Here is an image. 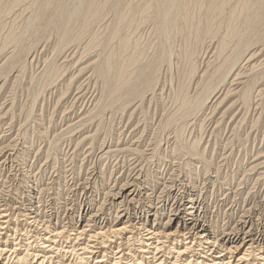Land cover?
<instances>
[{"label":"rangeland","instance_id":"374dc122","mask_svg":"<svg viewBox=\"0 0 264 264\" xmlns=\"http://www.w3.org/2000/svg\"><path fill=\"white\" fill-rule=\"evenodd\" d=\"M179 198L264 234V0H0V205L145 264Z\"/></svg>","mask_w":264,"mask_h":264},{"label":"bare ground","instance_id":"6f19581e","mask_svg":"<svg viewBox=\"0 0 264 264\" xmlns=\"http://www.w3.org/2000/svg\"><path fill=\"white\" fill-rule=\"evenodd\" d=\"M123 194V192L120 193V197H127ZM128 195L129 197L134 196L135 191L131 190ZM186 200L184 198H181L180 201L177 202L175 200L172 202V205L169 208V222H167L166 224L164 223V227L170 228L171 226L176 225L177 231H174L175 233L162 235V232L159 233L158 231H156L157 228L155 229V226L157 224L155 222L150 224V228L146 229L145 237L147 238L145 239L148 240V244H146L149 250L144 249V251H142L141 249V256H144L142 255V253L149 254V257L145 255L148 257H146L147 259H145V264H251L250 261L252 260L254 261L253 264H264V234H255L249 228L251 225V221L248 220L249 218L244 219L241 222L239 221L240 223L236 224V229H231L230 232L217 233L211 227H209V225H206L203 220L198 219V207L196 201ZM4 202H1L2 205H0V264H120L122 259H124V248L121 249L119 247V249L115 253H113V262H111L112 260H110L106 252L110 247L113 248L115 246V244L113 246V243L115 242V240H117L118 236L120 237L121 234L127 231L126 227L115 226L110 230H106L103 227H105L104 225H106L107 221L105 217L98 216L99 214L95 215V213V216L93 215L92 219H90V222H92L91 224H85L86 227H88L90 230L86 229L85 227H83L80 231L77 229L76 234L71 237V234H66L68 228L67 230L50 229L49 226L38 220V215L34 211L28 212L26 210H22V208L21 210L20 208L19 210H17V208L15 207L16 211L10 213V210L7 209L8 207L6 208V203ZM129 203L130 202H128V204ZM187 203L189 204L188 208H186ZM152 206L153 205H151V207ZM160 206H162V204ZM13 208L12 210H15ZM121 209L119 210L122 211ZM124 213L118 217H120L121 219H126V214H128L129 212ZM15 217H25V222H23L24 224L22 228L19 226L20 224L15 222ZM30 219H33V221H30ZM136 219L141 220L140 217H136ZM13 222L14 224H12ZM119 222L120 220L118 219L115 223ZM139 222L141 223V221ZM95 225L96 227L97 225L99 226L98 232L92 231L91 229ZM135 226L136 225H134V227ZM31 228H34V232H36V235H32L30 238L28 237L29 239H26L27 237L25 238V236L29 234V230ZM145 228L146 227H144V229ZM64 234L67 235H65L66 237H64L65 240L63 238ZM109 237L111 238V240L109 239ZM31 239L33 240L30 241ZM25 240H27L28 243H25V245H23V242ZM63 240L66 242L64 243ZM164 240L168 242L173 241L174 247L170 249L168 248L167 250L166 245H164ZM141 245L142 244L140 242V246ZM164 253H166V256ZM135 258L136 257H134V261ZM142 261L143 259H141V262H139V264H144V262Z\"/></svg>","mask_w":264,"mask_h":264}]
</instances>
